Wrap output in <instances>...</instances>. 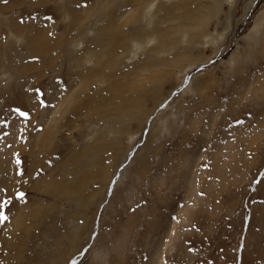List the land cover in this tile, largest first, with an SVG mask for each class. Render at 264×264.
Returning <instances> with one entry per match:
<instances>
[{"label": "rangeland", "instance_id": "rangeland-1", "mask_svg": "<svg viewBox=\"0 0 264 264\" xmlns=\"http://www.w3.org/2000/svg\"><path fill=\"white\" fill-rule=\"evenodd\" d=\"M0 212V264H264V0H0Z\"/></svg>", "mask_w": 264, "mask_h": 264}, {"label": "snow or ice", "instance_id": "snow-or-ice-1", "mask_svg": "<svg viewBox=\"0 0 264 264\" xmlns=\"http://www.w3.org/2000/svg\"><path fill=\"white\" fill-rule=\"evenodd\" d=\"M4 2L7 3V0H4ZM17 111L19 112L20 110L17 109ZM20 114L24 115V116L28 115L27 112H21ZM24 195H25L24 193H20L19 194L21 199L24 197ZM9 203H10V200H5V201H3V206H6ZM7 219H8L7 215L4 212H0V220H5L6 221Z\"/></svg>", "mask_w": 264, "mask_h": 264}, {"label": "bare ground", "instance_id": "bare-ground-1", "mask_svg": "<svg viewBox=\"0 0 264 264\" xmlns=\"http://www.w3.org/2000/svg\"><path fill=\"white\" fill-rule=\"evenodd\" d=\"M98 74H100V73H98ZM104 74V73H103ZM106 77V76H105ZM71 96V95H70ZM204 201V200H203Z\"/></svg>", "mask_w": 264, "mask_h": 264}]
</instances>
